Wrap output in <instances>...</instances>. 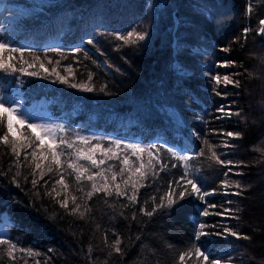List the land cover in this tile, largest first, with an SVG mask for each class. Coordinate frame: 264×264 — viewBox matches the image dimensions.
I'll list each match as a JSON object with an SVG mask.
<instances>
[{"label":"trees","instance_id":"obj_1","mask_svg":"<svg viewBox=\"0 0 264 264\" xmlns=\"http://www.w3.org/2000/svg\"><path fill=\"white\" fill-rule=\"evenodd\" d=\"M43 1L44 6L22 13L4 42L23 48V57L0 53L6 62L17 68L23 64L27 72L38 75L0 71V96H11L22 111L29 107L46 111L53 121L65 126L59 135L72 134L73 140L79 133L102 138L104 147L117 139L146 148L156 145L152 149L154 168L137 186V203L104 193L89 199L86 193L91 182L77 183L73 169L67 167L74 157L61 156V166L53 164V172L43 180L41 169L33 176L32 169L39 161H33L30 153L38 142L32 148L22 147L28 142L24 137L32 141L34 137L26 127L14 128L20 138L17 158L11 134L8 144L2 140L7 133L5 118L0 122V225L6 226V233L0 238L9 239L15 248L0 245V264H181L179 254L190 248L194 251L198 222L205 223L204 231L211 233L199 243L221 264H264V36L258 34L264 0ZM246 28L250 31L245 39ZM133 29L146 32L145 41L124 45L116 38ZM76 48L81 50L76 52ZM212 60L228 63L227 69L218 66L215 73L228 75L239 85L224 88L212 83L203 74ZM53 68L67 83L58 80ZM72 84H87L93 91ZM226 103L232 105L233 117L223 120L217 109ZM169 110H175L184 122L181 135ZM188 131L199 134L201 146L195 147L185 136ZM227 132L240 136L231 138ZM81 147L87 149L88 145ZM111 147L121 159L128 154L135 166L150 158L145 152L137 161L131 150ZM170 147L177 155L200 149L204 155L181 161L168 151ZM212 152L238 167L224 177L227 169L210 159ZM96 157L105 159L100 167L109 181L112 172L117 173L114 183L122 188L125 179L137 177L126 171L121 178L119 159L107 160L100 152ZM49 163L50 157L43 162V171ZM79 163L91 168L88 161ZM164 164L168 165L166 171ZM186 164L196 170L205 191H217L207 197L208 203L216 205L209 208L210 215H199L203 203L191 197L171 209L160 208L152 216L146 215L156 207L153 197L166 203L169 184L185 172ZM109 166L112 172L107 171ZM17 172L21 175L16 176ZM60 175L68 184L67 192L55 183ZM33 178L38 181L35 187ZM225 179L229 184L226 189L220 183ZM96 182L103 181L96 177ZM53 187L61 193L59 197ZM65 196L69 209L74 207L72 196L82 205L81 211L87 204L90 210L84 218L60 207L57 201ZM218 212L224 214L216 215ZM226 228L247 239L229 235ZM116 239L120 240L119 253L114 250ZM201 261L186 257L184 264Z\"/></svg>","mask_w":264,"mask_h":264},{"label":"snow or ice","instance_id":"obj_2","mask_svg":"<svg viewBox=\"0 0 264 264\" xmlns=\"http://www.w3.org/2000/svg\"><path fill=\"white\" fill-rule=\"evenodd\" d=\"M251 7L248 8V12H251ZM261 27L259 28V35L264 36V19L260 20ZM250 31V29L246 28L244 29V36L245 39L247 38V34ZM147 36L146 32H140L136 29H133L131 31H128L126 34L121 35L117 34L116 38L118 40L123 41L124 45H136L139 42L145 41ZM88 44H93L92 40H88ZM81 49L76 48L74 51L79 52ZM23 48H17L12 47L8 43L0 42V53L3 52H11V53H20L21 58L23 57L24 53ZM55 51L59 52V49H55ZM223 51L227 52L228 49L224 48ZM10 59H14L10 58ZM38 59V58H37ZM27 63V62H24ZM231 63V62H229ZM227 67L229 66L228 63L220 65ZM27 67L31 68L34 67V64H28ZM40 68L43 69L44 72H48V68L44 66L43 63L40 64ZM0 71L4 72H21L28 76H37L38 73L36 72H27L24 68L23 64L20 68H17L15 64H12L10 62H6L3 58H0ZM53 73H56L58 80L61 83H67V78L62 77L59 75V73L56 72V69H52ZM70 72V69H69ZM210 79L215 82V85H220L221 82L225 86L227 85H234L238 86L239 81H233L230 79L228 75H224L221 77L219 74H214L210 76ZM89 80H91V75L89 76ZM71 87L73 88H80L87 92H92L93 88L87 84H72ZM100 91H104L103 88L100 89ZM217 95H220V92H216ZM218 112L221 113V116L218 118H230L232 115L231 109H228L227 112L225 111V106H221L219 109H217ZM236 115H239V113H235ZM6 118V129L7 133L3 135L2 140L4 144L9 143V134L12 136V152L15 153L16 157L19 158L20 152L17 148V142L20 139L16 136L14 133V128L19 126L20 128L26 127L30 132L31 136L34 137V141L30 140L28 137H24L23 139L25 141H28L25 144H22V147L26 148H32L34 142L35 148L30 153L33 161H39L35 163V168L32 169V175L35 176L36 170L41 169L39 175L40 179L43 180L44 176L48 173L53 172L52 165H56L57 167L61 166V156H65L68 159H72V162L67 164V167L70 169H73L75 173V181L77 183H81L82 181L91 182L90 188L91 190L86 193V196L91 199L94 194L104 193L107 197H126L127 200L130 203H137V186L141 181H145L150 174H153V158H152V149L157 148L156 145H149L147 148L142 146L139 143H125L122 140H114L110 141L109 147H104L102 143L100 142L102 138L98 137H87L80 135L79 133L74 134L75 140L71 138L72 134L68 136L59 135V133L64 132L65 126L62 124H51V123H35L31 122L30 119L27 117V115L24 114V112L21 110V106L17 102H9L6 97H0V122H3ZM199 135V134H197ZM226 135L228 137L232 138H238L240 136L239 133H233V132H227ZM97 141L96 143H92V141ZM204 144H208L207 139H204ZM81 145H88L87 149L84 147H81ZM111 145H115L116 148H123L125 150H131L130 155L135 156L137 158V161H141V154H144L147 152L148 156L150 157L147 162H140L139 166H135L136 161H131L128 154H125L123 158L121 159L115 151L112 150ZM225 147H229V144H225ZM211 147V146H210ZM169 152L175 157H177L178 160L181 161H190L194 159L197 156H203L204 152L203 149H200L198 151L192 152L189 155H177V152L172 149L171 147L168 149ZM97 152H100L103 157H105L107 160L112 159H119L120 164L122 167L119 168V174L121 176L124 175V173L130 172L133 176H137L136 180H124V187L122 188L119 183H114L117 179V173L112 172V166H109L107 171L112 172L111 175V181L108 180V178L105 176V169H101V165L105 164V159H97L96 154ZM50 157V163L47 167V171L42 170V165L44 161H48ZM27 156H25V160H27ZM210 159L215 160L218 164L226 168L227 170L223 172L224 177H228L229 173L233 172V169L238 167L237 164H234L232 161H225L223 159H220L216 152H212V155ZM84 160L88 161L91 165V168L99 169L97 172H92L90 167H87L83 164H80L79 161ZM157 163H159V158L156 157ZM175 167V165H172ZM168 168L167 164L163 165V169L166 171ZM235 174V173H234ZM20 172L16 173V176H20ZM96 177H100L102 179V183L96 182ZM27 179V177H25ZM31 183L33 187H35L38 183L37 179L33 178L31 180ZM56 184L61 185L65 192L68 190V184L65 181V178L63 175H60V178L55 181ZM114 183V188L112 187V184ZM221 185L226 189L229 184L228 180H221ZM130 185V187H129ZM19 186V184L17 185ZM236 187L239 188V183L236 184ZM52 191L55 192L56 196L59 197L61 193L56 190L55 187L52 188ZM83 191V189H81ZM131 193V194H129ZM217 194V191L213 189L211 192L205 191L203 189V185H201L197 179L196 176V170L194 168H190L187 164L185 165V172L179 177L178 180H174L169 184V190L166 196V203H164L163 200H159L156 197L152 198V202L156 204L155 208H152L150 211H147L145 214L148 216H152L157 210L160 208H168L171 209L176 204H179L181 201L191 197L193 199H196L203 203V207L200 210L199 215L207 217L210 215L209 208H215L216 205L210 204L207 201V197L209 195ZM226 194V193H225ZM237 195L239 193H236ZM51 195V193H49ZM72 204L74 207L69 209V198L68 196H65L63 200L57 201L61 208L70 211V214H76L79 213L80 218H84L85 212L89 211L87 204L85 203L83 205L84 211H81L82 205L77 202V197L72 196L71 197ZM229 203H231L229 201ZM141 211H144L141 209ZM227 211V210H225ZM216 215H223V212L215 213ZM205 229V223L198 222L197 223V231L193 235V239L197 242L192 247L194 248V251L192 248H190L187 251L182 252L179 254V261L181 264H184L185 258L188 257L191 259V257L195 256L197 259L202 258L201 264H221V260L218 258H213L211 256V253L207 251V249L203 248V246L199 243L202 239H206L208 235H211V233L204 231ZM226 232H228L229 235L233 237L244 238L247 239L246 236L241 237V235L233 231L231 229H225ZM115 244L117 247H115V252L119 253L121 251V248L118 247L120 244V240L116 239ZM0 245H10L11 248H15V244H12L11 241L7 238H0ZM23 251V249H22ZM10 254V253H9Z\"/></svg>","mask_w":264,"mask_h":264},{"label":"rangeland","instance_id":"obj_3","mask_svg":"<svg viewBox=\"0 0 264 264\" xmlns=\"http://www.w3.org/2000/svg\"><path fill=\"white\" fill-rule=\"evenodd\" d=\"M25 2L26 3H23V2L16 3L13 0H9V1L0 0V42H7V39L11 37V34L13 32V27H15L18 20H20L23 12H33L37 8L45 5L43 0H25ZM174 30H175V28H174ZM202 41L204 42V39H202ZM205 43L213 46L212 43H209L206 41H205ZM193 51L198 52L203 56L205 55V53L201 52L200 50H197V49L194 50L193 49ZM223 64H226V62H215L213 60L209 61V63L205 67L206 70L203 71V74L210 79L211 75L217 74V73H215V71H217L218 66H219V68H222L224 70L229 67V66H227V67L220 66ZM219 75L221 76V74H219ZM223 76H221V77H223ZM212 83L215 84L214 81H212ZM220 85L224 88L229 87V85L225 86L223 84V82H221ZM0 97H5V96H0ZM6 98L9 102H11V101L14 102V100L11 98V96H7ZM222 106H225L226 112L228 109H231V107H232V105L230 103H226L225 105H222ZM23 112L25 115H27V117L30 119L31 122L59 124L58 122L53 121V119H51L49 117L47 112L41 110L40 108L35 109L32 107H29V108L24 109ZM231 112H232V109H231ZM217 114L219 115V117L221 116V113L218 111H217ZM169 115L173 119V121L178 124L176 130H177V133L179 135H181L182 132H184V127H185L182 118L179 116V114L175 110H169ZM232 117H233V112H232V115L230 116V118H232ZM230 118H221V119L228 120ZM185 136L193 142L192 144L195 147L201 146L202 143H201L200 139L198 138V135L195 134L193 131H191V132L188 131ZM121 178H122V176H121ZM136 178H135V180H136ZM4 233H6V226L0 225V237H2L4 235ZM233 262L234 261H229L228 264H234Z\"/></svg>","mask_w":264,"mask_h":264}]
</instances>
